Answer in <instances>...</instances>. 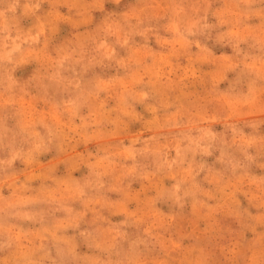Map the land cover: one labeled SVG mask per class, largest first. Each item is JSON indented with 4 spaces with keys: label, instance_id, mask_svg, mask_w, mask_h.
Instances as JSON below:
<instances>
[{
    "label": "rangeland",
    "instance_id": "rangeland-1",
    "mask_svg": "<svg viewBox=\"0 0 264 264\" xmlns=\"http://www.w3.org/2000/svg\"><path fill=\"white\" fill-rule=\"evenodd\" d=\"M44 7L20 0L10 34L42 27L37 62L58 74L13 107L18 126L56 139L0 146V264H264V8ZM176 19L215 29L184 46Z\"/></svg>",
    "mask_w": 264,
    "mask_h": 264
},
{
    "label": "clouds",
    "instance_id": "clouds-1",
    "mask_svg": "<svg viewBox=\"0 0 264 264\" xmlns=\"http://www.w3.org/2000/svg\"><path fill=\"white\" fill-rule=\"evenodd\" d=\"M110 2L115 5V8L111 13L105 14H115L116 9L124 3V0H110ZM241 3L248 8L253 3L260 8H264V0H241ZM19 4L20 0H0V19L4 21L3 27L0 28V32L3 33L0 36V97H7L5 104L8 106L7 110H0V146L3 147L18 143L25 134L34 136L38 144L46 141L51 144L56 139V132H53L51 136L47 134L40 136L33 130L31 122L23 126H18L16 122V113L13 106L17 99L35 91L36 83L39 80H54L58 74L52 64L42 65L37 62V54L41 51L38 47L41 43V37L44 40L48 39L44 36L42 27L36 31L35 35L31 31L21 33L19 30H17L16 36L10 34L9 14H12L11 18L14 19ZM53 4L59 5L60 0H39L41 16L47 17L50 7L45 8L44 6ZM174 25L176 27L173 30L176 31L181 44L188 47L194 46L197 49H201V39L211 38L212 31L215 29V25L205 24L203 29H207V31L203 29L194 30L192 27L183 26L179 19L174 20ZM35 26L34 23H30L28 27L31 29ZM57 35H59V30H57ZM220 47H224V45L221 44ZM49 92H52V90L49 89ZM60 98L67 101V103L61 105V111L69 116L73 115L72 106L74 101L66 93ZM121 112L125 116L128 115L125 108H122ZM92 123H98V121ZM254 162L252 156L246 155L243 159L245 165L250 166ZM130 171H134V169ZM6 247V245H0V252H3Z\"/></svg>",
    "mask_w": 264,
    "mask_h": 264
}]
</instances>
